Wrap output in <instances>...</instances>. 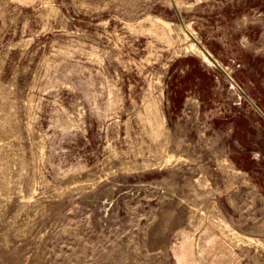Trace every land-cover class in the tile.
Here are the masks:
<instances>
[{
	"label": "rangeland",
	"instance_id": "obj_1",
	"mask_svg": "<svg viewBox=\"0 0 264 264\" xmlns=\"http://www.w3.org/2000/svg\"><path fill=\"white\" fill-rule=\"evenodd\" d=\"M0 264H264V0H0Z\"/></svg>",
	"mask_w": 264,
	"mask_h": 264
},
{
	"label": "water",
	"instance_id": "obj_2",
	"mask_svg": "<svg viewBox=\"0 0 264 264\" xmlns=\"http://www.w3.org/2000/svg\"><path fill=\"white\" fill-rule=\"evenodd\" d=\"M176 12H177V15L179 16V19H180V21H181V16L179 15V13H178V11L176 10ZM181 23H182V21H181ZM204 50V49H203ZM205 51V50H204ZM205 53L209 56V58L214 62V63H216L215 62V60H213L212 59V57L205 51ZM223 71V70H222ZM223 73L227 76V78L232 82V83H234L233 82V80L223 71Z\"/></svg>",
	"mask_w": 264,
	"mask_h": 264
},
{
	"label": "crops",
	"instance_id": "obj_3",
	"mask_svg": "<svg viewBox=\"0 0 264 264\" xmlns=\"http://www.w3.org/2000/svg\"><path fill=\"white\" fill-rule=\"evenodd\" d=\"M175 12H176V9H175ZM176 14H177V12H176Z\"/></svg>",
	"mask_w": 264,
	"mask_h": 264
}]
</instances>
